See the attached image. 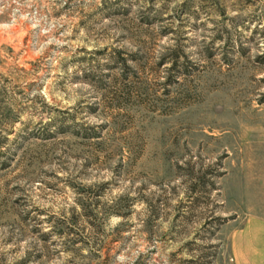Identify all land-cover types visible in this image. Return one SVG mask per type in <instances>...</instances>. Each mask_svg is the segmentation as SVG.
<instances>
[{
  "label": "rangeland",
  "instance_id": "374dc122",
  "mask_svg": "<svg viewBox=\"0 0 264 264\" xmlns=\"http://www.w3.org/2000/svg\"><path fill=\"white\" fill-rule=\"evenodd\" d=\"M264 214V0H0V264H232Z\"/></svg>",
  "mask_w": 264,
  "mask_h": 264
},
{
  "label": "crops",
  "instance_id": "0c3cea01",
  "mask_svg": "<svg viewBox=\"0 0 264 264\" xmlns=\"http://www.w3.org/2000/svg\"><path fill=\"white\" fill-rule=\"evenodd\" d=\"M232 264H264V214L247 218L231 241Z\"/></svg>",
  "mask_w": 264,
  "mask_h": 264
}]
</instances>
